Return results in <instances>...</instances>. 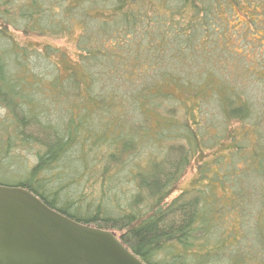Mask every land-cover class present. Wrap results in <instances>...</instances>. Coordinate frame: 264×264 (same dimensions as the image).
Here are the masks:
<instances>
[{
  "label": "trees",
  "instance_id": "trees-1",
  "mask_svg": "<svg viewBox=\"0 0 264 264\" xmlns=\"http://www.w3.org/2000/svg\"><path fill=\"white\" fill-rule=\"evenodd\" d=\"M235 12L248 19L246 43L264 0H0V186L113 233L143 264H264V64L230 48ZM9 29L69 37L74 58ZM16 149L35 159L21 174ZM122 154L136 156L126 165ZM191 161V189L164 205ZM126 168L134 194L123 197L110 178ZM91 175L97 198L73 188ZM250 203L254 237L240 215Z\"/></svg>",
  "mask_w": 264,
  "mask_h": 264
},
{
  "label": "water",
  "instance_id": "water-1",
  "mask_svg": "<svg viewBox=\"0 0 264 264\" xmlns=\"http://www.w3.org/2000/svg\"><path fill=\"white\" fill-rule=\"evenodd\" d=\"M0 264H143L108 231L75 223L30 192L0 186Z\"/></svg>",
  "mask_w": 264,
  "mask_h": 264
},
{
  "label": "rangeland",
  "instance_id": "rangeland-1",
  "mask_svg": "<svg viewBox=\"0 0 264 264\" xmlns=\"http://www.w3.org/2000/svg\"><path fill=\"white\" fill-rule=\"evenodd\" d=\"M257 16H263V21H264V14L259 13V15H257ZM233 17L234 18H232L230 16L227 19L228 23L230 24V27L228 28V26H227V28H228L227 30L229 32L228 33L226 32V35H227L226 37L229 40V44H230V42L232 43V44H230V48L232 50H234L236 48H237V50H240V48L247 50L248 48L251 47L250 49H251V51H253V54H255V56L259 57V59H261L262 63L264 64V22L261 20L256 28L249 27L248 34H247V38L249 39V41H247L246 43H248V44H246L245 42H243V35L241 33H242L243 25L247 24L248 19L244 18L243 14L237 13V12H235V15H233ZM253 30H255V31H253ZM9 32L11 33V35H13L15 37L16 41L21 43V44L31 43V45H33L35 48H38L40 50H42L45 45H51L53 47H58V48L64 50L65 52H67L69 54V56L74 58L73 57L75 54L74 53V43H73V40L69 37H64L63 39L54 40V39L45 38V37L39 38V37H32V36L31 37L23 36L20 33L12 32L11 29H9ZM252 37H253V39H252ZM251 41H254V43H252ZM221 55H223V53ZM221 64H222V62H221ZM238 65H239V63L237 61L231 62L230 65L226 66L224 69H221L222 70L221 74H222L223 79H225L224 80L225 83L228 82L227 78L231 73V68H233V69L234 68H241ZM236 72L239 74L241 73V71H236ZM244 78L241 77V81H240L241 84L242 83L246 84V82L244 81ZM250 86H252V85H250ZM250 94L254 95L253 97L256 98L255 101L257 103L260 102L259 94H261V93L259 91L257 92L254 85L251 88ZM257 97L259 98V100L257 99ZM65 104H66V99L65 98L61 99V106L59 107V108H61L60 110L64 109ZM208 112H209V109L207 107H204L202 110V114L199 116L201 123H202V120L204 121L207 119L206 116L209 117ZM180 113L181 112L177 113L178 114L177 117H180ZM3 115H4V112L0 108V119L2 118ZM106 147L107 146L103 147V150H107ZM109 149H111V148L109 147L108 150ZM101 151H102V149H101ZM105 153H107V152H105ZM152 153L154 154V149L149 144L146 146V149H144L142 151V153L138 156H143V160H145L147 158L146 156L148 154H152ZM11 154H12V157H14L16 155L18 156V161H20V164L22 166L19 174L24 172L23 169L31 168L35 163V159L33 158V154L30 153L29 151H26L25 149H22V150L16 149ZM99 154H101V153H99ZM204 154L208 156L207 160L210 161V154L211 153L205 152ZM125 155L122 154L121 160L125 164L126 163L127 164L129 163V165L132 164L130 162L134 160V156H136V155H134V156L132 154H128L127 156H125ZM159 155H160V153H159ZM126 165H124V167H126ZM196 167H197L196 162L191 161L188 168L184 172L183 177L179 180L178 184L176 185L175 190L164 201V205L169 204L172 200H174L180 194L185 193L191 189V187H192L191 185L194 184V180H195ZM15 168L18 169V167L12 163L11 169L14 170ZM127 170L128 169L126 168L125 171L121 170V171L112 173L111 174L112 177L111 178L109 177L110 179L114 180L115 184H118L120 186V190L123 192H122V194H119V196H123V197L134 194V192H133V189H134L133 182L134 181H132L131 177H125ZM70 176H71V174H70ZM88 180H89L90 184L86 183V180L84 178L83 179L84 183H82L83 185L82 184H80V186L75 185V187H73V188H75L77 191H79V193H82L86 198H97L98 186L100 185V183H102V181L100 182V176H98L96 178V176L91 175V176H89ZM94 181H96V184H93ZM257 206H258V203H255L254 205H251V203H250V206H248V208L243 209L242 212L240 213L241 221L243 222L242 223L243 229L248 230V232L253 237L259 231L257 229L258 228L257 227V225H258L257 220L259 219L258 218L259 208H257ZM226 217H224V218L228 221V219ZM239 248L242 249L241 247H239ZM229 250L231 251L232 249H229ZM227 251H228V249H227ZM250 263L254 264L255 262L252 260V261H250Z\"/></svg>",
  "mask_w": 264,
  "mask_h": 264
}]
</instances>
